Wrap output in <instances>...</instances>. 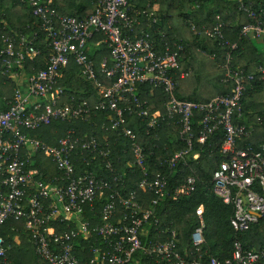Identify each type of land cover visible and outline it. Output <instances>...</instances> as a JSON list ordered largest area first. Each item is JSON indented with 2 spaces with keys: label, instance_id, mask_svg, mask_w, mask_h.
Returning <instances> with one entry per match:
<instances>
[{
  "label": "built area",
  "instance_id": "built-area-1",
  "mask_svg": "<svg viewBox=\"0 0 264 264\" xmlns=\"http://www.w3.org/2000/svg\"><path fill=\"white\" fill-rule=\"evenodd\" d=\"M21 1L35 19L32 26L27 24L19 31L8 29L0 13V227L7 223L14 228L10 221L22 222L34 253L47 264H147L134 256L136 251L154 258L155 264H187L176 248L174 230L165 240L146 244L141 241L144 224L151 218L155 224L160 220L156 205L168 194L167 178L159 173L149 174L144 144L127 124L130 116L145 120L146 133L157 130L164 121L173 126L184 148L167 159L169 168L186 162L194 138L202 144L213 132L222 130L220 151L225 159L213 171V192L233 205L230 222L235 231L247 230L264 216V143L257 149L238 147L237 141L247 136L249 130L245 124L234 121L241 117V98L255 75L244 68L232 69L230 51L225 55L222 79L232 83L229 94L215 95L208 101L179 99L175 95L174 74L180 65L183 45L169 42L158 28L161 37L156 40L140 27L142 14L156 22L148 10L151 0H145L143 8L138 7L141 0H93L91 13L79 17L60 13L51 0ZM240 9L255 20L242 26L240 36L264 39L260 12L243 3ZM222 27L223 22H219L206 28L205 34L228 44ZM97 34L102 37L95 40ZM89 42L106 44L110 50V59L102 57L98 71L85 51ZM41 44L48 48L47 56H42ZM229 46L232 50L236 44ZM38 58L43 65L30 67L32 72H27L25 63ZM71 59L79 67L80 78L94 90L93 97L65 96L60 79ZM257 72L264 80V66L260 65ZM179 75L182 78L185 73ZM8 82L14 84L9 95L2 91ZM145 84L166 95L162 110L150 112L137 96L140 85ZM106 110L110 113L101 122V128L120 130L129 140L134 162L142 173L138 188L154 194L147 207L135 191L122 194L110 180L85 170L76 171L74 153L90 151L107 157L110 151L106 139L80 135L74 128L67 129L56 143L32 134L53 120H84L96 111ZM195 122L199 128L197 135ZM41 156L54 165L56 174L46 176L37 164ZM191 156L195 159L198 153ZM106 167L113 169L109 160ZM119 177L113 176L116 185ZM195 182L196 176L187 174L172 196L188 195ZM106 189L110 191L102 206L100 223L92 225L84 211L92 208ZM195 213L200 224L191 233V240L198 250L204 241L203 206L199 205ZM62 224L73 226L60 229ZM80 236L102 238L105 247L93 245V255L82 263L74 253L75 240ZM9 249V240L0 234V264H13ZM198 256L191 264H258L264 260V245L248 249L235 240L230 257Z\"/></svg>",
  "mask_w": 264,
  "mask_h": 264
},
{
  "label": "trees",
  "instance_id": "trees-1",
  "mask_svg": "<svg viewBox=\"0 0 264 264\" xmlns=\"http://www.w3.org/2000/svg\"><path fill=\"white\" fill-rule=\"evenodd\" d=\"M51 1L52 5L65 15L79 17L92 11L93 0ZM240 3L254 12H260L259 18L264 26V0H151L148 10L152 12L156 22H151L152 18L142 14L140 15L142 22L140 27L152 33L156 40L161 37L156 30L158 28L169 42L175 41L183 45L182 56L179 59L180 65L174 74L177 80L175 95L179 99L208 101L215 95L229 94L232 83L222 80L225 73V55L228 51L231 55L229 66L232 69L244 68L254 73L255 80L246 86L241 98V117L234 121L245 124L249 130L247 136L237 141V146H251L257 149L260 144L264 143V80L259 78L260 74L257 72L260 65L264 66V52L255 45L251 38L240 36L242 26L255 21L240 9ZM138 5L143 8L146 6V1L141 0ZM15 6H22L21 11L24 13V18L20 21V29L17 30H24L23 26L25 27L27 24L32 26L35 19L21 0H0L2 17H6L9 25L16 28L14 22L10 20V17L14 15L13 8ZM219 22H223L222 33L228 44L222 43L219 38L208 37L205 34L206 28H212ZM101 37L100 34H97L95 40ZM232 43H235L236 47L231 50L229 45ZM40 46L42 56H47L48 48L44 44ZM85 51L93 60L97 71L102 57L110 59V50L106 44L95 45L89 42ZM207 54L214 57L210 58ZM209 60H213L214 66L210 68L202 66ZM42 65L41 59L38 58L32 62L27 61L25 68H27V72L31 73L30 67L39 68ZM181 72L185 73L182 78L179 77ZM78 74L79 67L71 59L60 79L65 96L86 99L93 97L94 90L91 85L81 79ZM204 83L210 85L211 91L203 90ZM13 85L8 82L5 86L3 85L2 91H6L5 93L9 95ZM137 96L150 112L157 109L162 110L164 102L167 100L166 95L160 89L152 88L147 84L140 85ZM109 113L107 110L96 111L84 120L71 122L53 120L48 126L38 128L32 134L44 141L51 142V135L58 136L64 130L74 128L80 135H97L101 140L106 139L110 151L107 157L90 151L74 153L73 162L76 171L81 173L85 170L94 173L98 178L108 179L122 194L135 191L138 199L143 200L144 206L147 207L154 194L152 191L138 188L142 173L134 162L129 140L120 130L101 128V122L106 119V115L108 116ZM145 123V120L139 116H130L127 124L137 132L144 144L145 163L149 174L159 173L166 176L168 194L164 195L156 205V216L160 218L159 222L155 224L151 218L144 224L140 235L141 241L144 244L158 239L162 241L169 238L171 231L174 230L177 237L176 248L187 264H191L194 259L199 257V254H202L201 257L204 259L210 255L219 259L230 257L235 240L241 241L244 248L248 249L264 245V216L252 223L247 230L235 231L230 222L233 205L223 202L213 192V171L225 159V154L220 151L224 137L223 131L213 132L202 144L194 138L191 154L196 152L198 157L193 159L190 154L186 157V162H179L175 168H169L167 159L176 150L184 148V143L177 139L173 126L167 121L162 122L157 130L150 133L145 132ZM198 129L195 122V135L198 134ZM107 160L111 162L112 170L106 167ZM43 162L50 174L57 173L52 163L48 160ZM187 174L196 176L194 190L188 195L174 198L172 196L174 190L184 181ZM115 175H120L117 185L113 183ZM109 191L104 190L103 195L94 202L92 208L85 209V217L92 225L100 223L102 206L108 201ZM199 205L203 206L202 235L204 241L197 250L192 244L191 233L200 224L195 213ZM10 223L16 230L10 229V224L6 223L0 227V234L10 242L8 257L13 264H47L34 253L28 232L22 227V222L13 220ZM70 226L66 227L65 224H62L60 229L70 228ZM15 235H18L17 241L13 240ZM93 245L105 247L103 239L96 236L76 238L74 253L82 263L93 255L91 251ZM134 256L147 264H155L154 258H150L140 251H136ZM258 264H264V260Z\"/></svg>",
  "mask_w": 264,
  "mask_h": 264
},
{
  "label": "crops",
  "instance_id": "crops-1",
  "mask_svg": "<svg viewBox=\"0 0 264 264\" xmlns=\"http://www.w3.org/2000/svg\"><path fill=\"white\" fill-rule=\"evenodd\" d=\"M21 7L22 6H15V8H13V12H14V15H12L11 17H10V20L12 21V22H14V24L16 25V28L15 27H11L10 25H9V22L6 20V17H4L3 19H4V21H5V24L7 25V28L8 29H11V30H17V29H20V27H19V25H20V21H22L23 20V18H24V13L21 11ZM157 7H158V5H157ZM23 28H24V26H23ZM252 39V38H251ZM253 41H260V40H262V41H264V39L263 38H256V39H252ZM95 101V99L94 98H92L91 99V102H94ZM67 122H69V121H67ZM69 129V128H68ZM67 130V129H66ZM66 130H64V132H62L60 135H58V136H55V135H51L50 136V138H51V140L53 141H51L52 143H56V140L59 138V137H61L64 133H65V131ZM33 133V132H32ZM33 135H35V134H33ZM36 136V135H35ZM37 137V136H36ZM47 142V141H46ZM51 142H48V143H51ZM45 160H48V159H46L45 157H39V158H37V164H38V166L44 171V173L46 174V176H48V177H50V176H52V175H54V174H50L49 173V171H48V168H47V166L46 165H44L43 163V161H45ZM49 161V160H48ZM50 162V161H49ZM51 163V162H50ZM53 165V164H52ZM53 167H54V165H53ZM55 169V168H54ZM12 225V224H11ZM22 227L24 228V224L22 223ZM10 229H14L13 227H11L10 226ZM14 230H16V229H14ZM17 234V233H16ZM17 239H18V235H15V236H13V240L14 241H17Z\"/></svg>",
  "mask_w": 264,
  "mask_h": 264
},
{
  "label": "rangeland",
  "instance_id": "rangeland-1",
  "mask_svg": "<svg viewBox=\"0 0 264 264\" xmlns=\"http://www.w3.org/2000/svg\"><path fill=\"white\" fill-rule=\"evenodd\" d=\"M254 42H255V45L264 52V41L260 40V41H254ZM207 56H209V55H207ZM209 57L213 58L212 56H209ZM212 61L213 60H209V61L204 62L202 66H204L205 68L206 67L210 68V67L214 66L213 65L214 62H212ZM203 90L207 91V92L211 91L210 85L208 83H204L203 84Z\"/></svg>",
  "mask_w": 264,
  "mask_h": 264
}]
</instances>
